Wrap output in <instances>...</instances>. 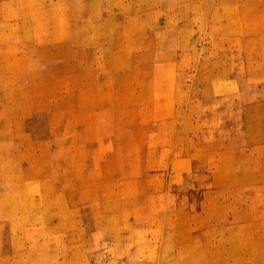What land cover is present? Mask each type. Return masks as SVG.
Returning a JSON list of instances; mask_svg holds the SVG:
<instances>
[{"label":"rangeland","instance_id":"rangeland-1","mask_svg":"<svg viewBox=\"0 0 264 264\" xmlns=\"http://www.w3.org/2000/svg\"><path fill=\"white\" fill-rule=\"evenodd\" d=\"M0 264H264V0H0Z\"/></svg>","mask_w":264,"mask_h":264}]
</instances>
